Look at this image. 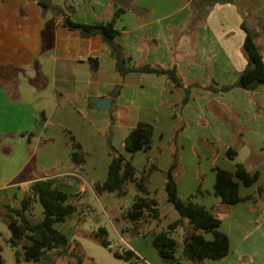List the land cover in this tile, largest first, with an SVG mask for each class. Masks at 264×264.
Instances as JSON below:
<instances>
[{
  "label": "crops",
  "instance_id": "0c3cea01",
  "mask_svg": "<svg viewBox=\"0 0 264 264\" xmlns=\"http://www.w3.org/2000/svg\"><path fill=\"white\" fill-rule=\"evenodd\" d=\"M48 1L60 7L63 15L44 10L37 0H0V146H14L19 153L20 149L24 152L20 153L23 156L19 157L11 182L0 185V204L16 208L33 181L55 178L54 186L77 205L78 211L69 216L81 214L83 209L79 206L87 205L82 203L86 192L94 196L104 212L108 201L118 206L119 197L114 193L95 195L93 185L106 178L110 161L108 143L123 152L124 138L138 122L153 126L151 147L147 152H135L131 163L138 177L146 165L157 167L148 175L147 189L157 200L166 226L177 217L172 215L173 207L165 203V179L161 171L170 162L173 150L168 143L180 124H186L177 139L183 146L182 161L189 142L191 146L200 135L219 144L217 158L228 163H219L218 159L213 163L225 171L233 172L235 163L245 166L251 151L264 158V86L251 92L238 91L243 100L233 107L228 97L232 91L211 94L194 88L189 101L180 107L183 90L175 88L165 76L136 72L120 75L100 36L84 38L78 30L62 25L65 18L84 24L110 21L118 7L111 0ZM130 1L139 11L127 10L114 23L119 32L117 42L131 59L129 67L174 66L185 85L206 84V69L218 84L235 81L246 65L241 52L245 37L242 23L254 34L264 61V0L216 3L192 36L183 33L191 14V0ZM91 60L97 62L95 68L91 67ZM100 97L111 100L109 109L95 107L94 99ZM212 102L235 109L238 123L245 129L244 145L233 160L225 156L233 135L217 119ZM256 102L262 107L260 115L255 114ZM64 130H69L81 145L82 165L71 163L72 150ZM4 154L8 161L16 159L17 153L11 150L0 153ZM254 169L259 173L257 185L264 187V159ZM66 175L75 179L70 181ZM191 175L186 181L184 173L177 176V193L181 198L193 190L194 172ZM255 187L239 183L238 193L241 197L251 195ZM205 188L206 196L194 198L195 202L218 218L222 214L229 220H221L219 227L228 236L229 252L218 261L235 256V261L242 260L243 264H264V197L226 206L213 193L212 175L209 187ZM134 195L135 188L130 183L126 196L133 200ZM114 206L110 209L115 210ZM118 208L117 216L126 209ZM169 214L173 217L167 220ZM124 224L137 238L153 234L159 227L151 222L137 231L140 223L124 221ZM204 236L211 238L210 234ZM128 248L147 260L132 246ZM151 253L157 255L155 250Z\"/></svg>",
  "mask_w": 264,
  "mask_h": 264
},
{
  "label": "trees",
  "instance_id": "16d2710c",
  "mask_svg": "<svg viewBox=\"0 0 264 264\" xmlns=\"http://www.w3.org/2000/svg\"><path fill=\"white\" fill-rule=\"evenodd\" d=\"M117 9L113 13L110 21L106 23L84 24L77 23L69 18L62 21V25L70 30H78L82 37L89 38L94 35L100 36L102 41L108 46L110 55L115 63V69L120 75L128 72L147 73L165 76L175 88L183 90V96L179 101V106H184L190 99L192 90L197 88L205 90L211 94L227 93L232 89H243L248 92L253 91L258 86H264V61L260 47L255 44L254 34L244 25L241 28L245 37L241 46V52L246 60V65L238 74L236 80L231 84H218L211 77L207 84L183 83L174 66L170 68L152 67L150 65H139L129 67L127 63L131 60L124 52L123 47L117 42L119 32L114 28L115 20L125 11H139L130 0H111ZM231 0H191V14L186 23L183 33L192 36L197 26L205 22L206 16L216 3H229ZM44 10H51L54 15H63L60 7L52 5L48 0H37ZM97 62L91 60V67L95 68ZM257 115L261 114L260 106L256 103ZM216 112V111H215ZM232 124L223 114L224 122L232 129L234 143L225 150V156L233 160L237 154V148L242 144V127L237 121V114L230 112ZM235 125V130L234 127ZM183 124H180L173 132L172 141L177 142L179 131ZM71 148L70 160L74 166L84 163V153L81 145L75 140L69 130H64ZM153 126L150 123L138 122L124 138V151L114 150L108 143V154L110 161L107 168L106 178L101 183H94L95 195L102 193H114L117 197H122L127 193V185L133 183L135 195L132 203L120 215L115 218L117 221H128L133 225L138 223L161 222L157 200L151 197L147 189L148 175L157 167L149 164L143 167L137 176V170L131 163V157L137 151L147 152L151 147V137ZM29 136L32 133H28ZM252 153L250 156H253ZM178 165V149H173L168 166L161 172L164 175V191L166 200L172 205L177 218L168 223L165 230L153 233L151 246L156 254L167 262L173 264H187L186 262L197 263L204 259L220 260L229 252L228 236L220 231L221 220L203 205L192 201L193 196L182 199L177 193L176 171ZM215 174L213 192L220 198L223 205L232 206L241 201L251 200L264 196V187L257 185L258 170L248 171L243 164L235 163L233 172L225 171L217 166L212 168ZM23 175H21V178ZM55 178L37 179L33 181L26 193L21 198L18 207H10L2 204L5 215L9 221L16 223L18 227L17 239L8 240L11 247L15 249V262L18 263L19 255L25 261L39 262L41 259L49 261L48 252L55 251L58 256L69 255L76 257L77 264H81V259L73 253L67 252L68 238L66 234L58 230L55 225L63 223L66 218L78 211L77 205L70 202L66 193L54 186ZM239 183L245 187L256 185L251 195L241 197L238 193ZM200 190H197V194ZM34 202H38L42 208V218L32 219L30 211ZM187 221V226L184 224ZM183 229L181 241H177L173 235L178 228ZM123 231V230H122ZM205 234H210L211 239H206ZM93 235L99 238L100 244L112 251L115 258L123 259L128 264H145L128 247H121L112 250L110 242L107 240L105 228L99 227ZM0 264L3 260L0 256ZM50 264V263H47Z\"/></svg>",
  "mask_w": 264,
  "mask_h": 264
},
{
  "label": "rangeland",
  "instance_id": "374dc122",
  "mask_svg": "<svg viewBox=\"0 0 264 264\" xmlns=\"http://www.w3.org/2000/svg\"><path fill=\"white\" fill-rule=\"evenodd\" d=\"M260 43H263L262 39L259 40ZM209 70H205V76L204 82L207 84L210 75L208 74ZM232 82H225L221 84H231ZM205 85V84H203ZM243 91V89H232L229 92L232 91L228 97L230 98V101H232V107L235 106L236 103L240 104V102L243 100V97L238 91ZM228 93V92H227ZM192 95V94H191ZM227 100H229L227 98ZM257 103V102H256ZM260 110L262 111L261 105ZM216 107V109H215ZM232 107L226 106L225 104H219L215 102H212V109L216 110V117L219 121H222L224 125L226 126L227 130L232 134V129H230L229 125L231 126L232 120L231 115H227L230 112H235L236 110ZM256 110V107H255ZM256 112V111H255ZM223 114L229 119V125H227L226 122L223 120ZM237 114V113H236ZM256 114V113H255ZM257 115V114H256ZM254 117V116H253ZM237 121H238V114H237ZM184 123V122H183ZM186 127V124H183V128ZM182 128V130H183ZM235 128V125L234 127ZM0 127V132H1ZM242 127V132H243ZM232 130V131H231ZM245 130V129H244ZM181 130L179 131V133ZM233 135V134H232ZM244 137V132L243 136ZM242 140V144L237 148L240 149L244 145V141ZM234 143V138L232 145ZM169 147L173 150L175 148L178 149V165L179 169L175 172L176 177L181 176L184 173L185 181L188 177H191L194 172V187L193 190L189 191L187 195H185L184 198L186 199L189 196L192 197V201L195 202L194 198L199 197L200 195L206 196V188L210 185L211 175L213 177V184H214V178L215 174L212 168L214 166H218L214 164V159H218L219 163H228L226 159L222 161L220 158H217V153L219 152V144L211 141L204 136L200 135L195 138L192 145L191 142L187 145V150L185 152V158L182 161L181 160V151L183 149V146L177 142H173L172 140L169 141ZM231 145V146H232ZM251 149V147H250ZM7 150L13 151V153H17L14 155L16 159H10L8 161H5V154L2 156L0 155V185L5 184L6 185L11 182L10 179L12 175L14 174L17 164L19 163V157L23 156L20 153H24L23 150L20 149V153L18 152L17 148L12 146H0V153H5ZM252 153H256L253 156H250L247 158L246 162L244 163L247 167L248 171H252L255 167H257L258 162H262L264 158H260L258 156L259 154L257 152L252 151ZM208 154V155H206ZM258 154V155H257ZM34 163V160H33ZM211 164V166H210ZM49 172V171H48ZM183 178V177H182ZM177 179V178H176ZM190 182V180H187ZM212 188V187H211ZM200 190L198 194L196 193L197 190ZM212 190V189H211ZM214 193V192H213ZM1 196V193H0ZM115 197H117L115 195ZM261 196L260 198L262 199ZM258 198V197H257ZM119 205L117 206L115 204L112 205V201H108V204H104V198L101 200L102 203L107 206V212H104L101 207L99 206L98 202L94 198L92 194L89 192H86L85 196H83L82 203H85L87 205L79 206L82 210L81 214H77L75 216H68L66 220L63 223L56 224L55 227L66 234L68 238V245H67V252L73 253L74 255L78 256L81 259V264H128L127 261L123 259L115 258L112 255V251L100 244L99 238L95 237L93 235L94 232L97 231L99 227L105 228L107 232V240L110 242V247L112 250L121 248V247H129L132 246L136 250L140 252L142 256H144L147 260L145 261V264H153L152 260L155 256H153L151 252L154 251V249L151 246V238H153V234L147 233L143 237H133L130 231H128V228H126V225L124 224V220L122 222L115 221V218H120L119 216L115 215L119 212V208L122 206H125L128 208L131 204L132 198L124 195L121 198L119 197ZM264 201V200H263ZM167 206L172 207L171 204L168 202H165ZM196 203V202H195ZM264 203V202H263ZM2 204H0V256L3 260V264H77V258L69 255H62L58 256L55 251L48 252L49 261H46V259H41L39 262H32V261H25L23 260L22 256L19 255V261L18 263L15 262V249L11 247L8 243L9 238L11 237L10 231L8 230V225L10 221L5 215V210L2 208ZM114 206L115 210L110 209V207ZM128 206V207H127ZM172 209V208H171ZM207 209V208H206ZM42 208L38 202H34L32 205V209L30 211V216L32 219L39 220L42 218ZM162 211H165V208H161ZM209 210V209H208ZM219 214V213H217ZM174 216L177 217L176 212L173 210ZM171 214L168 215L167 220H170L173 216ZM172 216V217H171ZM220 220H224L226 222L228 219L225 220V215L219 214ZM262 218V216H261ZM229 221V220H228ZM12 222V221H11ZM128 222V221H127ZM184 224L187 226V221H183ZM129 223V222H128ZM145 224L140 223V225L136 228L137 231L143 230ZM158 229H155L153 233L159 231V230H165L166 229V221L161 220L160 225H158ZM123 230V231H122ZM183 234V229L178 228L175 232V235L173 237L177 241H181ZM211 239V238H210ZM187 264H243L242 260H236L235 256L226 257V260L218 261V260H209L204 259L201 262L197 263H191L186 262Z\"/></svg>",
  "mask_w": 264,
  "mask_h": 264
},
{
  "label": "water",
  "instance_id": "95a60500",
  "mask_svg": "<svg viewBox=\"0 0 264 264\" xmlns=\"http://www.w3.org/2000/svg\"><path fill=\"white\" fill-rule=\"evenodd\" d=\"M94 102H95L96 108H107V109H109L110 105H111V100L109 98H104V97L95 98ZM65 178L70 180V181H73L75 179L74 176H72V175H66ZM8 230L10 231L11 238L17 239L18 227H17L16 223L10 222L8 225ZM152 263L153 264H172L171 262L165 261L164 259H162L158 255H156L154 257V259L152 260Z\"/></svg>",
  "mask_w": 264,
  "mask_h": 264
}]
</instances>
